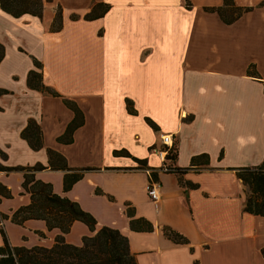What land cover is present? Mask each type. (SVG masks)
I'll use <instances>...</instances> for the list:
<instances>
[{"label": "crops", "instance_id": "obj_1", "mask_svg": "<svg viewBox=\"0 0 264 264\" xmlns=\"http://www.w3.org/2000/svg\"><path fill=\"white\" fill-rule=\"evenodd\" d=\"M189 2L44 0L42 17L19 18L0 6V164L45 168L36 179L92 214L96 232L120 231L137 264H264V218L244 212L249 190L237 176L264 163V0H233L251 11L232 24L208 11L225 0ZM98 5L105 15L86 20ZM31 72L44 89L29 85ZM30 124L39 135L29 141ZM165 135L180 174L162 171ZM58 158L84 173L68 192ZM24 175L0 171L12 195L0 196V247L4 233L14 247L52 248L58 229L11 220L31 204ZM140 219L153 230H132ZM96 232L77 221L65 240L80 247Z\"/></svg>", "mask_w": 264, "mask_h": 264}, {"label": "trees", "instance_id": "obj_2", "mask_svg": "<svg viewBox=\"0 0 264 264\" xmlns=\"http://www.w3.org/2000/svg\"><path fill=\"white\" fill-rule=\"evenodd\" d=\"M189 6V0H186ZM1 9L8 14L19 18L25 14L37 17L43 16L44 0H0ZM108 6L98 5L86 20H94L103 17ZM212 13H217L226 24L234 23L244 12L251 11L250 8H236L233 0H225V8L210 9ZM234 13L232 18L228 15ZM54 24L61 26V12L57 14ZM58 27V28H59ZM3 58V49L0 46V61ZM41 75L31 72L28 83L31 87L44 89L41 83ZM0 90V97L5 94ZM38 127L31 125L24 131L23 136L29 141L38 138ZM32 142H30L31 144ZM33 145V143H32ZM177 151L171 149L166 163L175 162ZM201 157L195 158L196 163ZM54 169L69 170L65 175L64 190L70 191L72 187L82 179V171H71L68 166L61 165V159H57ZM170 164V165H172ZM45 169L41 166L33 168H8L0 164V171L4 172H24L23 188L31 195V204L17 210L12 216V222L23 226L28 220H42L51 231L58 229L61 234L56 237L52 248L34 247H14L10 244L6 234L3 233L4 243L0 247V264H137L135 256L130 250L127 237L120 231L109 227H103L96 232L97 221L94 216L86 212L78 203L68 198L61 197L54 193L51 184L41 182L36 179L35 173ZM176 174L180 170L175 169ZM238 178L248 187L249 193L246 199L244 212L264 218V163L258 167L242 168L237 171ZM197 186H194V188ZM0 196L2 198H12L10 190L0 183ZM128 216L133 219V213L128 211ZM7 219V216L4 217ZM86 225L91 232H96L94 236L84 237L82 246L77 247L66 243L65 236L70 233L75 222ZM131 228L134 231H152L153 228L144 220H132ZM166 238L175 244H188V240L169 227L163 229ZM264 256V250H262Z\"/></svg>", "mask_w": 264, "mask_h": 264}, {"label": "built area", "instance_id": "obj_3", "mask_svg": "<svg viewBox=\"0 0 264 264\" xmlns=\"http://www.w3.org/2000/svg\"><path fill=\"white\" fill-rule=\"evenodd\" d=\"M162 142L165 145L166 149L156 150L161 161L163 162L164 167H163L162 171L168 172V173H176L175 168H173L171 165H168V163H166L167 156L171 150L170 148L173 146V136L172 135L162 136ZM147 192H148V196H149L150 200L154 203L156 209H159L160 200H161L160 184L156 181H151L147 186Z\"/></svg>", "mask_w": 264, "mask_h": 264}, {"label": "rangeland", "instance_id": "obj_4", "mask_svg": "<svg viewBox=\"0 0 264 264\" xmlns=\"http://www.w3.org/2000/svg\"><path fill=\"white\" fill-rule=\"evenodd\" d=\"M58 11H59V10H58ZM58 11H57V12H58ZM233 14H234V13H230V15H228V16H229L230 18H232V15H233ZM57 16H58V15H57Z\"/></svg>", "mask_w": 264, "mask_h": 264}]
</instances>
